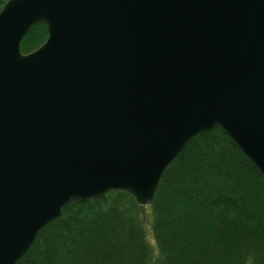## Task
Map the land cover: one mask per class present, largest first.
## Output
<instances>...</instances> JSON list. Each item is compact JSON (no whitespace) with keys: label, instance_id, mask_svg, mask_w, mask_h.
<instances>
[{"label":"water","instance_id":"1","mask_svg":"<svg viewBox=\"0 0 264 264\" xmlns=\"http://www.w3.org/2000/svg\"><path fill=\"white\" fill-rule=\"evenodd\" d=\"M39 21L45 38L21 51ZM215 125L264 179V0H4L0 264L70 201L151 203Z\"/></svg>","mask_w":264,"mask_h":264},{"label":"trees","instance_id":"2","mask_svg":"<svg viewBox=\"0 0 264 264\" xmlns=\"http://www.w3.org/2000/svg\"><path fill=\"white\" fill-rule=\"evenodd\" d=\"M45 36L34 23L20 50ZM14 264H264V179L215 125L166 166L151 203L115 189L70 201Z\"/></svg>","mask_w":264,"mask_h":264}]
</instances>
